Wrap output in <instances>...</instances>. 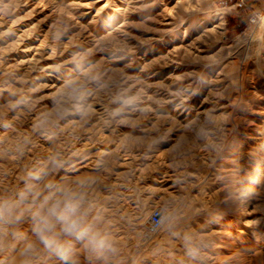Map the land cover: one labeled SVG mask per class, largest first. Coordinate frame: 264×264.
I'll list each match as a JSON object with an SVG mask.
<instances>
[{"label":"clouds","instance_id":"obj_1","mask_svg":"<svg viewBox=\"0 0 264 264\" xmlns=\"http://www.w3.org/2000/svg\"><path fill=\"white\" fill-rule=\"evenodd\" d=\"M0 264H264V0H0Z\"/></svg>","mask_w":264,"mask_h":264}]
</instances>
